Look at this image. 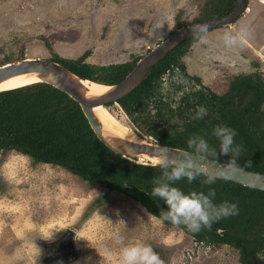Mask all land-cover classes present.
<instances>
[{
  "label": "rangeland",
  "instance_id": "374dc122",
  "mask_svg": "<svg viewBox=\"0 0 264 264\" xmlns=\"http://www.w3.org/2000/svg\"><path fill=\"white\" fill-rule=\"evenodd\" d=\"M203 2L0 0V65L23 58L74 59L83 53L92 66L123 64L141 57L176 27L197 22ZM247 6L251 13L232 23L235 30L229 25L207 30L181 57L186 75L199 82L179 68L160 79L159 92L170 93L173 106L183 92L202 85L223 94L235 75L251 72L262 78L264 73L249 64L264 61V48L252 51L240 35L259 45L264 8L254 0ZM251 25L258 27L254 35ZM105 108L137 136L118 104ZM139 139L156 144L152 138ZM68 231L75 257L64 264H104L105 249L118 252L137 242L150 245L164 264H240L236 250L198 243L181 229L150 219L144 208L121 194L16 151L1 152L0 264H56L51 256Z\"/></svg>",
  "mask_w": 264,
  "mask_h": 264
},
{
  "label": "trees",
  "instance_id": "16d2710c",
  "mask_svg": "<svg viewBox=\"0 0 264 264\" xmlns=\"http://www.w3.org/2000/svg\"><path fill=\"white\" fill-rule=\"evenodd\" d=\"M235 1L204 0L196 21L228 14ZM199 36L168 52L141 84L117 104L138 130L139 138H152L156 144L190 152L188 139L201 136L216 150V156L208 157L224 163L231 157L219 155V141L212 131L220 125L235 129L238 135L234 142L242 145L238 167L264 174V82L258 73L233 76L223 94L203 85L199 90L183 92L174 106L170 93L166 96L159 92L158 83L168 70L184 71L181 57ZM86 57L87 53H83L74 59L51 60L83 81L114 85L140 58L123 64L92 66L85 63ZM193 79L199 82L198 78ZM200 106L207 109V115L194 119ZM11 150L34 163L58 166L83 182L121 194L157 217L161 209L168 210L162 200L150 195L161 170L133 159L128 161L110 151L96 136L79 105L50 84L36 82L0 91V153ZM205 178L200 176L191 184L184 178L173 186L185 194L191 191L207 194L213 188L216 192L213 203H234L239 214L213 223L210 231L191 233L183 226L179 229L198 243L229 246L237 251L240 264H253L257 254L264 255V191L221 179L213 185H204ZM163 223L174 227L167 221ZM218 229L222 232L218 233Z\"/></svg>",
  "mask_w": 264,
  "mask_h": 264
},
{
  "label": "water",
  "instance_id": "95a60500",
  "mask_svg": "<svg viewBox=\"0 0 264 264\" xmlns=\"http://www.w3.org/2000/svg\"><path fill=\"white\" fill-rule=\"evenodd\" d=\"M246 7L247 0H236L234 8L224 16L189 23L177 28L143 54L120 82L114 85H102L109 88L108 91L102 94L91 93L82 84L83 80L80 77L59 62L48 58H23L18 62L0 65V82L11 76L23 73H35L40 79V82L60 89L74 100L79 105L83 115L87 118L96 136L103 142V145L123 159L130 161L131 159L137 160L139 156H154L160 147L168 148L169 155L172 157L182 159L181 153L185 152V150L153 144L144 140H141L143 142H129L118 138L117 135L109 132L99 123L91 106L105 107L110 104L114 105L128 97L131 91L138 87L147 77L151 68L173 48L197 34H201L215 27L227 26L234 23L244 14ZM197 163L202 164L211 171L221 169V166L224 164V162L209 157L202 161L198 160ZM145 164L151 165L150 163ZM218 179L231 181L250 189L264 191V174L240 167L226 171L225 176ZM72 234V231H68L62 238L56 255L51 256V259L56 264H64L74 259L75 253L71 246ZM48 255H50V251Z\"/></svg>",
  "mask_w": 264,
  "mask_h": 264
},
{
  "label": "clouds",
  "instance_id": "9594fccd",
  "mask_svg": "<svg viewBox=\"0 0 264 264\" xmlns=\"http://www.w3.org/2000/svg\"><path fill=\"white\" fill-rule=\"evenodd\" d=\"M206 115L207 109L200 106L196 110L194 119H203ZM212 135L219 141V155L231 157L219 170L211 171L197 163L198 160L202 161L208 156L217 155L216 150L211 148L203 137L197 135L188 139L187 149L191 151L181 153L182 159L169 155V149L166 147H160L153 156L151 167L159 168L161 175L155 180L150 195L162 200L168 210L161 209L159 217L149 213L150 219L160 223L167 221L176 228L183 226L188 232L199 233L205 229L210 231L213 223L223 218L239 214L238 206L234 203L227 201L219 205L213 203L216 196L213 188H209L207 194L202 191L185 194L180 188L173 186L184 178L191 184L200 176L206 177L202 181L204 185H213L218 178L225 176L226 171L234 170L239 166L238 158L241 156L242 145L234 142V138L238 135L237 131L220 125L213 129ZM217 231L222 232L220 229ZM116 241L121 243L122 238L117 236ZM164 243H168L167 239ZM103 256L104 264H164L150 245L141 242L127 244L118 252L105 249ZM256 259L260 264H264V255L257 254Z\"/></svg>",
  "mask_w": 264,
  "mask_h": 264
},
{
  "label": "bare ground",
  "instance_id": "6f19581e",
  "mask_svg": "<svg viewBox=\"0 0 264 264\" xmlns=\"http://www.w3.org/2000/svg\"><path fill=\"white\" fill-rule=\"evenodd\" d=\"M262 3H264V0ZM36 82H40V79L35 73H23L3 79L0 82V91L21 87ZM82 84L93 94H102L109 90L108 87L95 84L89 81H82ZM91 109L95 117H97L99 123L104 126L109 132L117 135L118 138L129 142H143L130 131V128H127L126 126L122 125L114 117H112L105 107L93 105L91 106ZM152 158L153 156H139L136 161L138 163L151 164Z\"/></svg>",
  "mask_w": 264,
  "mask_h": 264
},
{
  "label": "crops",
  "instance_id": "0c3cea01",
  "mask_svg": "<svg viewBox=\"0 0 264 264\" xmlns=\"http://www.w3.org/2000/svg\"><path fill=\"white\" fill-rule=\"evenodd\" d=\"M254 1L258 2L261 8H264V3H262L263 0H254ZM247 2H248V0H247ZM247 13L250 14V13H251V9H249V12H247ZM262 18H263V20H264V16H262ZM233 25H234V24H233ZM233 25L230 24V25H229V28H227V29H229V30H230V29H231V30H235V28H234ZM227 26H228V25H227ZM257 28H258V27H257ZM257 28H253L252 25H251L250 29H251V32L253 33V35H254V33L256 32V30H258ZM261 28H264V26L261 27ZM237 32H238V31H237ZM238 34L240 35L239 32H238ZM261 34L264 35V29L262 30ZM203 35H204V34H203ZM263 35H262L261 38L259 39V45H258V46H257V43L255 44V43H253V42H250L247 38H245V36H243V35H240V36H241V37L243 38V40L247 43L249 49H251V50L254 51V52H259V51L263 50V48H264V36H263ZM262 57L264 58V56H262ZM255 60H257V57H256ZM258 63H259V64H257V62H255V61H254V62L251 61V64H249V65H250V67H252V69L255 68L257 71L259 70V72L263 74V73H264V61H258ZM255 69H253V70H255ZM249 74H252V73H251V72H248V73H246L245 75H249ZM261 76H262V79L264 80V74L261 75ZM227 89H228V87H227ZM227 89L224 90L223 93L226 92Z\"/></svg>",
  "mask_w": 264,
  "mask_h": 264
},
{
  "label": "flooded vegetation",
  "instance_id": "af4514ba",
  "mask_svg": "<svg viewBox=\"0 0 264 264\" xmlns=\"http://www.w3.org/2000/svg\"><path fill=\"white\" fill-rule=\"evenodd\" d=\"M176 69H177V68H173V69H171V70H168L165 74H169V75H170L171 72L174 73ZM183 72H184V71H183ZM184 73H185V72H184ZM165 74H164V75H165ZM164 75H163V76H164ZM163 76H162L161 78H163ZM185 76H186V77H189V78H191V79H193L191 76L186 75V73H185ZM168 94H169V93H168ZM168 94H167V95H168ZM59 245H60V244H59ZM207 245L211 246L210 244H207ZM228 247H229V246H228ZM57 251H58V250H57ZM57 251H56V253H57ZM253 264H260V262L257 261V259H255V260L253 261Z\"/></svg>",
  "mask_w": 264,
  "mask_h": 264
},
{
  "label": "built area",
  "instance_id": "2783aa9c",
  "mask_svg": "<svg viewBox=\"0 0 264 264\" xmlns=\"http://www.w3.org/2000/svg\"><path fill=\"white\" fill-rule=\"evenodd\" d=\"M247 12H249V7L248 6L244 10V13H247Z\"/></svg>",
  "mask_w": 264,
  "mask_h": 264
}]
</instances>
